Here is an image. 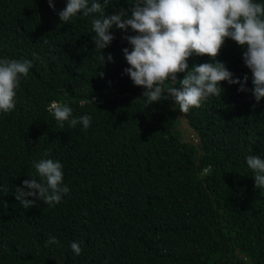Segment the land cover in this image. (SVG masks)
<instances>
[{"label": "trees", "instance_id": "16d2710c", "mask_svg": "<svg viewBox=\"0 0 264 264\" xmlns=\"http://www.w3.org/2000/svg\"><path fill=\"white\" fill-rule=\"evenodd\" d=\"M66 3L54 0L53 10L48 0H0V59L33 61L15 108L0 110V264H264V189L246 162L264 158V98L256 103L221 81V96L187 114L171 99L148 105L146 89L124 72L125 33L110 30L115 38L102 51L113 62L102 65L93 17L61 22ZM133 3L108 0L106 11ZM243 51L225 38L216 59L241 80L248 74L252 88ZM206 62L214 61L187 60L189 69ZM53 101L68 103L77 119L90 115V126L65 121L61 129L48 110ZM184 115L200 149L179 128ZM40 159L62 163L69 192L54 206L36 200L25 209L14 193L40 179ZM52 236L59 244H46Z\"/></svg>", "mask_w": 264, "mask_h": 264}, {"label": "clouds", "instance_id": "9594fccd", "mask_svg": "<svg viewBox=\"0 0 264 264\" xmlns=\"http://www.w3.org/2000/svg\"><path fill=\"white\" fill-rule=\"evenodd\" d=\"M48 3L55 10L54 0ZM107 4L108 0H103V4L99 0H67L58 16L65 24L79 13L93 17L92 40L100 52L102 65L105 60L113 62L112 54L105 57L102 51L115 38L110 30L114 27L122 30L125 33L122 38L131 45V50L122 49L129 65L124 72L135 86L146 89L142 93L146 104L171 99L181 113L187 114L190 108L200 107L210 96H221V81L239 84L238 91L251 92L256 103L264 98V4L254 0H135L128 8L120 7L111 13L106 11ZM129 29L135 35L127 34ZM225 38L246 47L243 62L251 70L252 88L247 87L248 74L241 80L225 62L216 59ZM193 54L207 55L214 62L194 64L189 69L187 60ZM32 66L33 61L28 59H0V110L7 113L15 108V89ZM177 73L185 75L178 79ZM98 75L103 78L104 73ZM169 80L172 86L165 87V81ZM48 110L60 122L61 129L65 121L71 127L78 123L85 129L90 126L91 116L73 117L68 103L53 101ZM246 162L254 173V187L264 189V158L248 155ZM33 165L40 179L31 177L22 182L23 186H17L16 201L25 209L33 207L36 200L49 206L59 204L69 192L68 186L62 183V163L40 159L33 161ZM46 244H59V240L52 236ZM71 250L76 255L82 252L75 241L71 243Z\"/></svg>", "mask_w": 264, "mask_h": 264}, {"label": "water", "instance_id": "95a60500", "mask_svg": "<svg viewBox=\"0 0 264 264\" xmlns=\"http://www.w3.org/2000/svg\"><path fill=\"white\" fill-rule=\"evenodd\" d=\"M179 128L181 129L184 136L189 137V140H192L193 138L197 137V139L194 141V144L198 149H200V136L196 133L195 129L189 124V118L187 115L182 116L179 123ZM187 130L188 133L186 132ZM197 160H199V155H197Z\"/></svg>", "mask_w": 264, "mask_h": 264}]
</instances>
